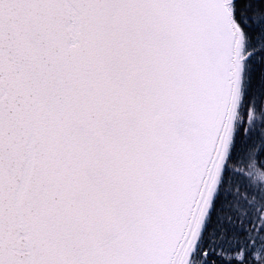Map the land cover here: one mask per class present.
I'll list each match as a JSON object with an SVG mask.
<instances>
[{
    "label": "snow or ice",
    "instance_id": "6c2138e0",
    "mask_svg": "<svg viewBox=\"0 0 264 264\" xmlns=\"http://www.w3.org/2000/svg\"><path fill=\"white\" fill-rule=\"evenodd\" d=\"M0 264H264V0H0Z\"/></svg>",
    "mask_w": 264,
    "mask_h": 264
}]
</instances>
